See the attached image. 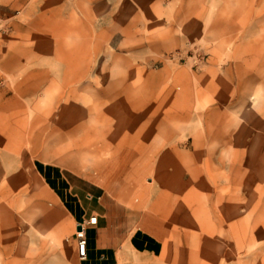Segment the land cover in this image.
I'll list each match as a JSON object with an SVG mask.
<instances>
[{
  "label": "rangeland",
  "instance_id": "rangeland-1",
  "mask_svg": "<svg viewBox=\"0 0 264 264\" xmlns=\"http://www.w3.org/2000/svg\"><path fill=\"white\" fill-rule=\"evenodd\" d=\"M0 264H264V0H0Z\"/></svg>",
  "mask_w": 264,
  "mask_h": 264
},
{
  "label": "crops",
  "instance_id": "crops-1",
  "mask_svg": "<svg viewBox=\"0 0 264 264\" xmlns=\"http://www.w3.org/2000/svg\"><path fill=\"white\" fill-rule=\"evenodd\" d=\"M91 217H93V215H91ZM95 225L97 226L88 228L89 248L92 253H94L93 255H101L104 256V258H108L111 256L113 247L117 248V222L112 220L108 224L106 220L101 218L97 219ZM107 235L109 236V240L106 238ZM108 249L109 251H107Z\"/></svg>",
  "mask_w": 264,
  "mask_h": 264
},
{
  "label": "built area",
  "instance_id": "built-area-1",
  "mask_svg": "<svg viewBox=\"0 0 264 264\" xmlns=\"http://www.w3.org/2000/svg\"><path fill=\"white\" fill-rule=\"evenodd\" d=\"M92 222V220H91ZM92 224H96V222H92ZM82 228V226H81ZM77 238H78V250L81 258L85 259L87 258V239L86 236L83 234L82 236L78 235L77 233Z\"/></svg>",
  "mask_w": 264,
  "mask_h": 264
},
{
  "label": "bare ground",
  "instance_id": "bare-ground-1",
  "mask_svg": "<svg viewBox=\"0 0 264 264\" xmlns=\"http://www.w3.org/2000/svg\"><path fill=\"white\" fill-rule=\"evenodd\" d=\"M105 147H108V146H105ZM81 149H82V150H81ZM79 150L83 151V147L81 146V147L78 149V152H79ZM81 151H80V152H81ZM92 222H93V223H94V222H97L96 218H94V219L92 220ZM79 226H82V229H81L80 231L77 230L78 235H80V236H82L83 234L86 235V228H85V226H83V225H79Z\"/></svg>",
  "mask_w": 264,
  "mask_h": 264
},
{
  "label": "water",
  "instance_id": "water-1",
  "mask_svg": "<svg viewBox=\"0 0 264 264\" xmlns=\"http://www.w3.org/2000/svg\"><path fill=\"white\" fill-rule=\"evenodd\" d=\"M81 229H82L81 226H79V227H78V230L80 231Z\"/></svg>",
  "mask_w": 264,
  "mask_h": 264
}]
</instances>
